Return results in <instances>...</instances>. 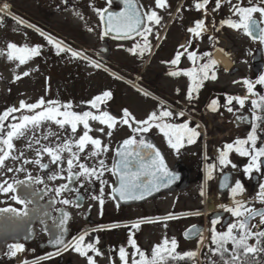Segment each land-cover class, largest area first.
Listing matches in <instances>:
<instances>
[{
	"label": "flooded vegetation",
	"instance_id": "obj_1",
	"mask_svg": "<svg viewBox=\"0 0 264 264\" xmlns=\"http://www.w3.org/2000/svg\"><path fill=\"white\" fill-rule=\"evenodd\" d=\"M152 1L153 0H138V4L142 5L144 10H147L150 7L148 4ZM235 2L236 0H233V3ZM253 3H259V0H253ZM50 4L53 5V2H50ZM168 4L169 8L167 10L157 9L159 15H161L163 19L161 25L153 29V35L149 36V40L153 46L151 53H145L143 57L134 56L128 51V49L138 41L141 43L143 42L141 37L136 36L133 39H116L113 38L114 35L111 33L107 36H102L105 26L101 23L97 14L98 24L94 25V23H92L93 27L96 29L94 31H97L98 40L96 45L92 48H88V45L82 38L78 39L82 43L80 52H83L89 58V60L81 59L83 63L82 68H80L83 70L84 67L85 69L89 61H96L101 65L99 68H96L100 75L96 74L97 83L95 87H87V82L89 83V78L86 77L87 74L85 72H79V82L82 88L78 90L64 89L60 92H55L47 88L44 89V94L45 100H58L61 103L71 101L74 110L82 112L89 110V105L86 103L87 101L91 100L102 91L110 90L113 93V98L108 101L106 105H102V109L120 117L122 116V110L127 108L137 120L145 119L150 112L158 110L161 106V101H163V106L165 108H170L174 114L172 118H166L167 122H188L191 128H196V126L199 125L201 129L207 130L206 134H200L194 143H185L184 147L181 148L179 152H176L168 145L167 139L158 128L153 127L148 133L143 134L145 139L149 138L155 143L158 150L164 155L170 169L180 175L179 181L169 189L156 193L142 201L122 203L116 199H112L110 195L111 185L115 184L116 180L110 172H106L103 177L104 180L107 181L104 186L103 205L101 206L99 199L94 200L91 198L93 195L99 197L101 188L99 181L93 184L84 183L83 187H80V183L77 182L73 185L79 189L80 201L79 207H77L74 205H63L59 202L64 198L74 200L77 193L64 192L60 197H57L55 192L49 191V189L66 183V181L61 179L55 181L48 179L51 173L47 170L40 169L38 165L24 164L23 168L25 170L20 172H6L0 169V183L7 180L16 188L15 192H0V213L10 208L21 211L25 209V205L18 203L13 197L18 196L21 199L27 197L33 200V203L27 205V210L29 212L27 217L17 216L15 213L5 211L9 213L10 216L17 217L18 221H16V223H10L0 219V264H24V261H27V264H86V259L71 249L63 251L60 255H55L56 249L49 243L52 234L58 233L60 230L57 225L62 212L69 213V219L65 224L67 229L65 239L71 241L72 237L78 236L87 230L90 235L86 238V243H93L102 253V255L94 257L97 264H121L118 250L123 246L124 241L128 242L129 236H132L136 240L138 247L150 257L153 246L158 243H154L151 238L146 235V231L149 230L151 226L149 219L155 221L157 218H160V202H164L166 198L165 194L171 191L174 193L175 200V205L171 209V214L174 217L173 220L178 218L190 220L191 217L199 216L201 213H204V211L208 214L205 217L200 215L201 217H198L199 220L190 223L185 230L182 229V222L178 225H174L176 230L175 239H179L177 241V253L182 254L187 252L186 250L189 249V247L195 246L196 244L197 249L194 251L197 252V256L194 261L185 258L184 260H170L169 264H221L219 254H214L210 251L211 248H214V245L211 243V235L207 232V229H210L207 228V222H211L217 214H220L223 217V221L220 229H216L218 231L226 229L225 225L234 218L221 208H211L210 211L205 210V208L212 206L213 203L206 205L204 202V206L202 205L201 207L195 208V210H190L188 208L185 210H177L176 205L182 204L184 197L193 198L194 201H197L201 194L194 195L193 191L204 189L203 191L206 194L216 191L217 197L222 200L223 205L228 207L234 206V200L229 187L225 192H222L221 190H224V187L220 186L223 175L229 173L231 175L230 186H234L237 180H240L244 186L243 193L237 195L235 199L245 202L249 207L264 209V203H260L257 197L260 191L259 185L264 183V166H262L261 172H253L251 177H248L243 173V168L249 163V157H242L233 151L229 154V159L231 163L237 165V167L232 168L230 165V167L227 168L218 165L219 163L215 161L214 156H212L213 149L205 153L204 158L202 155V142L211 138L213 134H225V139H227V137H229V131H231L234 133V136H232L234 139H245L250 132L253 114L251 100L256 99L259 101L260 96H264V84L258 83L259 78L264 76V44L256 42L260 45V49L256 51V56L253 57L252 64L256 66V71L259 75L253 83V93L248 94L246 88L242 95L240 94L242 93L240 89L236 93H232L227 88H224V86L221 88L220 84L216 83L219 76L230 77L232 74H237V69L235 68V70L231 72V68L228 67L225 61L230 62L232 60L234 64L246 61V50H243L241 54L237 52L232 56L230 48L237 47V39L244 40L247 35L243 34L242 31H235L226 26L222 27L218 32L215 31L213 22L219 26L221 20L230 16L229 5L222 4L219 11L212 12L211 9L215 7V0H210L207 6L209 11L206 18L208 30L203 34V38L193 45V48L198 50V56L207 52L212 59L217 61L214 67L217 79L206 80L199 89L197 98L189 102L186 98L187 87L189 85L188 78L183 76L170 77L167 73L169 70H172V66L164 62L169 61L174 56L179 45L189 36L186 29L191 26L195 20L204 18V15L202 12L196 11L192 7L193 0H168ZM57 5V10H60V3ZM243 5L249 6V0H243ZM37 7H40V4H38ZM92 7L95 9L107 8L109 12L114 13L123 10V4L118 0H111L110 4L109 0H94L92 1ZM177 8H181L182 19L177 16ZM169 13H171V15ZM254 15L256 19H260L259 13ZM156 31L160 33L159 39L155 36ZM210 36L214 39L209 40ZM62 42L68 47L71 46L70 42L64 40ZM218 55H222L223 58L220 59ZM204 62H206V60L200 61V63ZM190 67H192V63L186 57H182L179 68L186 69ZM219 71H223V74ZM70 79L71 78H68L66 80ZM244 80L247 79H243V81ZM45 81H51V78H45ZM106 84L110 86L114 84V87H105ZM89 85L91 87L93 84ZM124 85L128 89L124 90V88H122ZM177 89H179V93H177ZM130 91L143 96L148 106L143 108L140 106L134 108L133 106L132 109H129L131 98L129 94H134L130 93ZM39 93L43 95V89L37 90L36 99L37 97H42ZM145 93H148V95H145ZM227 96H248V100H246L243 107L235 101L232 105H226ZM212 99H218L220 105L216 112L211 111L209 108ZM227 107H232L233 111L229 112ZM180 111L185 113L184 117L178 116ZM256 114L264 115V112L258 109L256 110ZM15 115L19 116L20 113H16ZM209 117L211 118L209 119ZM214 117L215 119H213ZM238 117L241 119H238ZM219 120H222L224 125L216 126ZM257 123L259 124L260 122ZM91 124L94 129L102 127L96 122H91ZM49 127L55 132H60V129L54 124L49 125L47 129ZM211 128L213 129L209 130ZM227 128H229V130H227ZM197 129H199V127L196 128V130ZM82 131V128L78 130L77 135L82 134ZM91 135L101 138L105 144L110 146V150L101 158L105 159L106 164L111 167L115 150L121 145L122 141L131 136L132 133L127 126L118 124L117 128L113 130V136L111 138L96 131H93ZM42 142L47 143V141ZM199 144H201L200 152L197 147ZM256 147H264V124H260L257 129ZM27 150L29 149L27 148ZM90 150L91 146H89L86 151ZM24 156L27 158L25 154ZM65 156H67V154H65ZM172 156H175L174 163L171 162ZM34 158L35 153L33 157L27 159L31 160ZM48 159L49 158L45 155L42 162L47 163ZM88 163L91 164L93 161L89 160ZM208 164H215L217 166L214 169L216 173L213 174V178L210 180L207 179L206 166ZM21 166L20 161H12L9 167L19 168ZM52 167L55 168V165ZM29 175L33 178L32 181L28 180ZM37 178L42 179L43 183L36 182ZM17 181L23 183L17 184ZM32 193H35V195H31ZM203 196H201V200L205 201ZM188 203L189 202L183 204L187 205ZM151 205H153L155 209L153 217L150 216ZM34 208L37 210L33 211ZM137 210H141L142 214L139 218H134V212ZM137 222H141L140 228H132V224ZM258 222L259 217L253 220V223ZM155 224L161 227L163 222L160 221ZM192 226H196L198 229L202 230V243L199 236L192 239L185 238V231ZM5 230L23 233L14 235L11 238L8 233L4 232ZM153 233L155 232L153 231ZM169 236H174V234L170 231ZM97 238L99 240L98 243H96ZM17 243L23 244L24 250L17 253L15 257H12L10 255L11 250L9 246ZM228 247L231 248V244H229ZM126 249L129 252V259H131L133 249L130 248L129 244ZM49 253H53L51 259H38L47 256ZM259 259L261 264H264V255Z\"/></svg>",
	"mask_w": 264,
	"mask_h": 264
},
{
	"label": "snow or ice",
	"instance_id": "obj_2",
	"mask_svg": "<svg viewBox=\"0 0 264 264\" xmlns=\"http://www.w3.org/2000/svg\"><path fill=\"white\" fill-rule=\"evenodd\" d=\"M64 3H67V0H64ZM110 3L111 0H109ZM124 3V10L118 13L109 12L107 8L94 9L101 23L105 26L102 36L114 33L113 38L116 39L141 37L143 42L138 41L128 51L134 56L143 57L145 53H151L153 46L149 36L153 35V29L160 26L163 19L157 9L167 10L169 8L168 0H154V5L147 10H144L143 6L138 4V0H124ZM209 3L210 0H193L192 7L196 11L202 12L204 18L195 20L186 29L189 36L179 45L174 56L169 61L164 62L172 66V70H169L167 75L188 78L189 85L186 98L189 102L197 98L199 89L206 80L217 79L214 70L217 61L212 59L207 52L198 56V50L193 48V45L201 40L203 34L208 30L206 18ZM222 4L229 5L230 16L221 20L219 26L213 22L215 31L218 32L226 26L235 31H242L252 40L264 44V0H259V3H253V0H249V6H244L243 0H236L235 3H233V0H215V7L211 11H219ZM10 7L7 2H4L0 5V13H9ZM176 11L177 16L182 19L181 8H177ZM256 13L260 15L259 20L255 18L254 14ZM169 14L171 15V13ZM76 15L79 16L80 14L77 12ZM11 18L17 24L24 25V21L16 15L12 14ZM81 18L83 17L81 16ZM2 21L3 16L0 15V22ZM25 26L35 28L32 24ZM35 30L47 41L48 45L56 50L57 55L65 53L73 59L89 60L83 52L71 49L64 45L62 41L54 40L50 35H45L39 28ZM92 30V28H88V31ZM155 36L157 39L160 38L159 31H156ZM213 39V37H209V40ZM6 47L7 59L14 62L17 69L41 55V45L29 46L25 44L18 46L14 42H9ZM3 54V52H0V55ZM182 57H186L192 63V67L179 68ZM201 60H206V62L200 63ZM89 62L92 67L99 68L101 66L96 61ZM29 75V71L14 74V80L19 81L22 77ZM234 83H237V81H234ZM243 83L247 86L248 93H253V84L248 80H244ZM258 83L264 84V76L259 78ZM177 93H179V89H177ZM145 95H148V93H145ZM112 98L113 93L110 90L102 91L86 102L89 105V110L82 112L74 110L71 101L61 103L58 100H45L43 97L32 103L20 100L18 107H7L0 113V169L6 172H20L25 170L23 168L24 164L38 165L40 169L51 173L48 179L66 181V183L49 189V191L55 192L57 197H60L64 192L77 193L74 200L64 198L59 202L63 205L77 207H79L80 201L79 189L73 186L77 182L80 183V187H83L84 183L93 184L99 181L101 185L99 197L93 195L91 198L94 200L99 199V203L101 206L103 205L104 186L107 183L103 177L106 172H110L116 177V183L111 185L110 195L112 199H116L118 196L122 201L143 200L152 195L154 191H159L161 187H169L178 177L168 169L161 152L153 143L145 139L143 134L156 127L163 133L168 145L179 152L185 143L192 144L199 137L200 133L196 131L199 125L196 128H191L188 122H167L166 118H172L174 114L170 108L163 106V101H161L160 108L150 112L145 119L137 120L127 108L122 110V116L117 117L102 109V105H106ZM246 100H248V96H227L226 105H232L235 101L243 107ZM251 105L253 109L252 123L247 137L245 139L238 138L232 143H226L219 150L218 160L220 166L231 164L232 168H236L237 165L232 164L229 159L231 152L235 151L242 157H249V163L243 168V173L248 177H251L253 172H261L262 166H264V147H256L257 129L260 124H264V115H257L256 110L259 109L264 112V96H260L259 101L252 99ZM219 106L218 99L210 101L209 108L211 111H218ZM227 110L232 112L233 108L227 107ZM16 113H20V115L16 116ZM184 115L183 111L178 113L179 117H184ZM238 119L241 118L238 117ZM91 122H96L102 127L94 129ZM46 123L56 125L60 132L53 131L51 127L44 131L43 126ZM118 124L127 126L132 135L124 139L115 150L112 166L109 167L105 159L101 157L110 150V146L105 144L101 138L91 135V133L96 131L111 138L113 130L117 128ZM81 128L83 129L82 134L77 135L78 130ZM21 138L27 141L26 147L35 152L34 159L25 158L24 152L16 149L14 141ZM42 141H47V143ZM89 146H91V150L86 151ZM45 155L49 158L47 163L42 162ZM8 160L20 161L22 166L19 168L9 167L6 164ZM89 160L93 163L89 164ZM53 165H55V168L52 167ZM206 167L207 179L210 180L213 178V171L217 166L208 164ZM32 179L29 175L28 180L32 181ZM36 182L43 183V180L37 178ZM16 183L21 184L23 182L17 181ZM222 187H229L234 206L228 207L222 204L219 207L234 219L225 225L226 230L222 232L216 230V225L222 223L223 217L217 214L211 220V243L214 248H211L210 251L219 254L221 264H261L259 258L264 255V209L249 207L245 202L235 199L237 195L242 194L244 191V186L240 180H237L234 186L224 184ZM259 188L260 191L257 197L260 203H264V183H261ZM15 191L14 185L7 180L0 183V192ZM200 194L201 196L204 195L203 190ZM31 195H35V193ZM13 199L25 205V209L21 211L10 208L5 211L15 213L17 216L27 217L29 215L27 205L33 203V200L27 197L21 199L18 196L13 197ZM36 210V208L33 209V211ZM257 217H259V222L253 223V220ZM173 218V215L169 214L157 218L155 221L149 218L144 219H149V222H160ZM68 219L69 213L62 212L57 225L60 230L58 233L52 234L49 240V243L56 249L55 255H60L63 251L71 249L84 257L86 264H97L94 257L100 256L102 253L93 243H86V238L90 235L87 230L78 236L72 237L71 241L65 239L67 231L65 224ZM141 222L132 224V228L139 229ZM184 236L186 239L199 236L201 243L203 241L202 230L196 226L186 230ZM98 242L97 238L96 243ZM128 244L133 249L131 259H129L127 249L121 246L118 250L121 264H169L170 260H184L185 258L194 261L197 256L196 251L177 253V240L175 238L169 239L167 236L160 243L153 246L150 257L138 247L132 236H129ZM229 244H231V248L228 247ZM9 248L11 250L10 255L15 257L17 253L24 250V245L17 243L10 245ZM52 257L53 253H49L47 256L38 259L44 260ZM24 264H27V261H24Z\"/></svg>",
	"mask_w": 264,
	"mask_h": 264
},
{
	"label": "rangeland",
	"instance_id": "obj_3",
	"mask_svg": "<svg viewBox=\"0 0 264 264\" xmlns=\"http://www.w3.org/2000/svg\"><path fill=\"white\" fill-rule=\"evenodd\" d=\"M92 1L94 0H67V3H64L62 0H0V5H2L4 2H7L11 6L9 13H0V15L3 16V21L0 22V52L4 53L3 55H0V113H2L7 107H18L20 100H25L29 103L37 101L39 98L37 97L36 99L38 89H43V95L42 93L39 94H41L45 99L44 89L47 88H50L55 92H60L64 89L78 90L82 88L79 82V72H85L87 74L86 77L89 78V83L86 80L87 87H95L97 83L96 74H99V72L96 68L91 66L90 62H88L86 68L84 69L83 67L82 70L81 68L83 61L81 59H73L69 54L65 53L57 55L56 50L51 45H48L47 41L39 34V32L35 30L36 28H39L45 33V35H50L57 41L64 40L66 42H70L71 46L69 47L76 51L81 50L82 43L78 40L81 38L86 42L88 48H92L96 45L98 40L97 31H94L96 29L92 24H98L97 13L94 10L95 8L92 7ZM50 2H53V5L50 4ZM58 3H60L59 6H61L60 10H57ZM38 4H40L42 9L37 7ZM148 5H154V0ZM77 12L80 14L79 16L76 15ZM12 14L16 15L18 18H21L24 21V25L17 24L16 21L11 18ZM81 16L83 18H81ZM27 24H32L35 26V28H28L25 26ZM88 28H92L93 30L88 31ZM9 42H14L18 46L25 44L29 46L41 45V55L33 58L28 62L27 65H22L17 69L15 63L8 61L6 56V46ZM237 42V47L230 48L232 56H234V54L237 52L241 54L243 50H246V61L234 64L231 60V66L228 67L231 68V72L236 68L237 74H232L230 77L219 76V79L216 80V83L220 84L221 88L224 86V88H227L232 93H236L240 89L242 91L240 94L242 95L244 89L246 88L247 90V86L244 85L243 79H247L253 84L259 75L256 71V66L252 64V61L253 57L256 56V51L260 49V45L255 41L250 40L248 36L244 40L237 39ZM24 71H29L30 75L27 77H22L19 81H15L14 74L23 73ZM219 72H222L223 74V71ZM45 78H51V81H45ZM68 78L71 79L66 80ZM234 81H237V83H234ZM89 84L93 85L90 87ZM109 86L110 85L106 84L105 87ZM110 87H114V84ZM122 88H124V90L128 89L125 85ZM130 93L134 94H129L131 96L129 109H132L133 106L134 108H136V106H140L141 108L148 106L144 101L143 96L135 94V92L132 91H130ZM210 118L211 117H209V119ZM213 119H215V117ZM219 125H224L222 120L217 122L216 126ZM48 126L49 125L46 123L43 126V130L47 131ZM212 129L213 128L209 130ZM227 130H229V128H227ZM196 131L202 135L206 134L207 132L206 129H201L200 126ZM229 132V137H227V139H225V134L223 135L222 133H219L218 135L213 134L211 135V138L203 141V158L205 157V153L213 149L212 156H214L215 161L218 162L219 150H221L226 143H232L236 140L232 137L234 136V133L231 131ZM26 143L27 141L23 138L14 141L18 151H23L27 158L33 157L35 152L30 149L27 150ZM197 147L198 151L200 152L201 144L197 145ZM174 157L175 156L171 157L172 163H174ZM6 164L10 166L12 164V160H8ZM230 165L231 164L225 167L228 168ZM215 173L216 172L213 171V174ZM200 193L201 189L193 191L194 195H198ZM205 194L206 193H204L203 196L205 201L201 200V196H199L197 201H194L193 198L184 197L182 204L176 205L177 210H185L186 208L195 210V208L201 207L202 205L204 206L205 203L206 205L213 203L212 206L205 208L207 211H210L211 208L220 209L219 206L222 205V200L218 199L217 192L215 191L214 193ZM165 196V201L160 202V217L171 214V209L175 205L174 193L172 191L166 193ZM186 202L189 203L187 205L183 204ZM154 213L155 209L153 208V205H151L150 216L153 217ZM141 214L142 211L137 210L134 212L133 217L139 218ZM207 214L208 213L204 211V213H201L200 215L205 217ZM200 215L193 216L190 218V220H187L186 218H178L176 220L170 219L168 221H161L163 222L161 227L156 226V222H150L151 226L150 229L146 231V235L150 237L154 243H160L165 236H167L169 239L175 238L176 230L174 225H178L182 222V229L185 230L190 225V223L198 221V217H201ZM220 226L221 223L217 224L216 229H220ZM211 227V222H207V228H210L207 229V232L210 235ZM225 230L226 229L218 230V232ZM153 231L155 233H153ZM170 231L174 234V236H169ZM176 240L178 241L179 239ZM123 246L128 248V242L124 241ZM196 249L197 246L195 244V246L189 247V249L186 251H194Z\"/></svg>",
	"mask_w": 264,
	"mask_h": 264
},
{
	"label": "water",
	"instance_id": "obj_4",
	"mask_svg": "<svg viewBox=\"0 0 264 264\" xmlns=\"http://www.w3.org/2000/svg\"><path fill=\"white\" fill-rule=\"evenodd\" d=\"M118 1H120L122 4H123V10H124V8H125V3H124V0H118ZM122 10V11H123ZM116 13H118V12H116ZM258 20V19H257ZM111 34H113V35H115L114 33H111ZM149 142H151V143H153L154 145H155V143L152 141V140H150L149 138H146ZM155 147L157 148V146L155 145ZM158 149V148H157ZM162 154V153H161ZM163 155V154H162ZM163 157H164V155H163ZM164 159H165V157H164ZM165 162H166V159H165ZM166 165H167V167H168V169L170 170V171H172V172H174L173 170H171L170 169V167L168 166V164H167V162H166ZM175 174H176V176L178 177V179H176L169 187H161L160 188V190L159 191H154L153 193H152V195H154V194H156V193H159V192H161V191H163V190H166V189H169L170 187H172L173 185H175L178 181H179V179H180V175L179 174H177L176 172H174ZM227 177V179H225ZM115 180H116V177H115ZM224 184H228V185H230L231 184V175L229 174V173H225L224 175H223V177H222V179H221V181H220V186L222 187V185H224ZM228 189V187H224V190L222 189L221 191L222 192H225L226 190ZM152 195H150V196H147L146 198H149V197H151ZM145 198V199H146ZM116 200L117 201H119V202H122V203H134V202H138V201H142V200H129V201H122V200H120L119 199V197L117 196L116 197ZM144 200V199H143ZM0 219L2 220V221H6V222H10V223H16V221H18V218L17 217H13V216H10L9 215V213H6L5 211L4 212H1L0 213ZM20 223V222H19ZM3 232V231H2ZM4 232H6V233H8L10 236L9 237H13L14 235H17V234H22L23 232H16V231H10V230H5ZM195 238V237H194ZM192 239V238H191Z\"/></svg>",
	"mask_w": 264,
	"mask_h": 264
},
{
	"label": "bare ground",
	"instance_id": "obj_5",
	"mask_svg": "<svg viewBox=\"0 0 264 264\" xmlns=\"http://www.w3.org/2000/svg\"><path fill=\"white\" fill-rule=\"evenodd\" d=\"M218 57L220 58V59H222L223 57H222V55H218ZM226 63H227V65L230 67L231 66V63L229 62V61H225Z\"/></svg>",
	"mask_w": 264,
	"mask_h": 264
}]
</instances>
